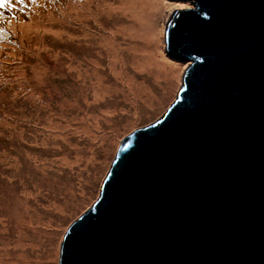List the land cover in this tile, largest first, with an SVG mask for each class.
<instances>
[{"label": "water", "instance_id": "obj_1", "mask_svg": "<svg viewBox=\"0 0 264 264\" xmlns=\"http://www.w3.org/2000/svg\"><path fill=\"white\" fill-rule=\"evenodd\" d=\"M176 100L119 147L59 264H264V0H181Z\"/></svg>", "mask_w": 264, "mask_h": 264}, {"label": "rangeland", "instance_id": "obj_2", "mask_svg": "<svg viewBox=\"0 0 264 264\" xmlns=\"http://www.w3.org/2000/svg\"><path fill=\"white\" fill-rule=\"evenodd\" d=\"M8 3V7H0V249L23 250L35 263L59 264L65 234L99 199L122 140L161 118L176 100L188 62L168 55L166 24L175 9L193 5L190 1L165 0L167 7L151 14L158 29H162V50L170 62L178 64L181 77L163 107L158 102L149 106L147 92H140L139 108L134 114L132 98L124 96L118 86L120 80H114L109 69L116 61L129 73L131 67L118 55L133 57L136 53L140 63L148 42L135 34L140 25L119 9V0ZM66 12L70 18H66ZM29 14L34 15L31 18ZM30 20L40 25L23 33L20 24ZM111 36L116 39L115 45L109 41ZM156 74L152 67L137 69L138 82L145 80L143 85H150L161 95L167 83ZM98 78L112 88L95 101L90 93L93 88H86ZM158 79L162 85L156 82ZM80 86L89 94L82 95ZM116 103L124 104L123 109L118 106L115 110ZM94 104L112 107L107 112L112 121L100 116L102 123L95 127L97 121L90 110ZM128 117L130 123L125 127ZM118 123L121 130L115 127ZM110 138H115L116 146L107 151ZM65 153L70 154V162L62 159ZM97 171L101 172L99 179H95ZM70 184L74 189L69 190ZM53 198L57 203L69 200L80 206L75 211L60 209ZM84 199L86 203L79 202ZM51 238L60 244L56 259L45 257L51 253ZM19 239L26 243L24 247L18 244ZM32 241L38 244L32 246ZM6 257L14 260L15 255Z\"/></svg>", "mask_w": 264, "mask_h": 264}, {"label": "bare ground", "instance_id": "obj_3", "mask_svg": "<svg viewBox=\"0 0 264 264\" xmlns=\"http://www.w3.org/2000/svg\"><path fill=\"white\" fill-rule=\"evenodd\" d=\"M165 0H119V9L122 10L125 14H130L133 18L134 22H138L140 27L139 31L135 34H140V36L146 37V40L148 42V45H145V50H143L142 54V61L139 63L138 57L135 54H133V57L130 55H124L119 54L118 56L122 59L123 64L126 62L130 67V72H126V69L123 65L120 64V67L116 65V61H112L110 64L109 72H112V76L114 77V80H120L118 81V86L121 87V90L124 93L125 97H128L129 99L132 98V105L134 107V114L136 113L137 109L139 108V97L140 92L146 91L147 97H146V103L149 106H154L155 103H159V107H163L168 101L169 98L173 96L174 89L178 85V82L180 81L181 73L179 68L177 67L178 64L174 62H170L166 55L164 54V50H162V45L164 43L163 40V33L162 29H158L157 25L154 23L152 19V15L155 10L161 9L164 10L167 7V4L164 3ZM34 4L38 7V2L35 1ZM34 14H29V16L32 18ZM66 18H70L71 14L69 12L65 13ZM40 22L32 21L29 22L24 21L21 23V31L30 33L33 25H36L37 27L40 25ZM127 24H120L118 26H124ZM4 38H6L5 34H3ZM115 37L111 36V39L109 41L115 45ZM12 46V45H11ZM14 47L12 46V49ZM137 60V61H136ZM119 65V62H118ZM177 65V66H176ZM147 67H152L157 71L156 76L159 78H163L167 83L166 91L160 95L157 94V92L154 90L153 87L143 85V83H146L145 80H140L138 82L139 76H137V69L143 68L147 69ZM34 71H37V68L34 69ZM99 76V74H98ZM104 76H107V74H104ZM116 76L119 77L116 78ZM158 79L156 82H158L160 85H162V81H159ZM89 84V87L86 88L87 90L89 88H93L91 90V96L95 101L101 100L102 97L105 96V93L109 91L110 88H112V85L109 83H105L103 78H98L96 80H92ZM97 83H96V82ZM85 88L83 89L82 86H80V92L83 95L84 93H88ZM76 91V89H75ZM127 91V94H126ZM89 94V93H88ZM99 100V101H100ZM143 105V104H142ZM73 106V105H72ZM120 107L123 109L124 104L122 103H116V108ZM143 110V106H140ZM113 108L110 106H102V104H94L91 106L90 110L96 119L97 123L94 124L95 127L98 126L99 123H102L98 118L104 117L108 121H112V117H109L107 115V112H111ZM133 114V115H134ZM131 117L127 118V122L124 124L125 127L129 126ZM120 123L115 125V127L118 129H122L120 127ZM89 129H92L90 126H88ZM115 138H110L111 144L107 146V151H111L114 149V146H116V142H114ZM64 160L71 161V157L69 153H65L63 158ZM107 165V164H106ZM106 167V166H105ZM102 172V170H101ZM100 171L96 172V178L99 179L98 173H101ZM25 189H28L23 182ZM24 189V190H25ZM74 189L73 184L69 185V190ZM55 205H57L60 209H67L71 208L73 211L80 205H77L75 203H70L69 200H67L66 203L59 202L57 203L56 199H54ZM76 201H78V198H76ZM80 203H86L87 199L79 201ZM48 214H51L48 212ZM63 218V217H62ZM19 228V227H18ZM23 230H20V234ZM50 241V240H49ZM18 244L22 247L25 246L26 243L23 242V240H18ZM32 246H35L38 244L37 241H32L30 243ZM51 253L47 254L45 257H53L54 259L58 258L59 254V242H55L53 238H51ZM9 255H15L14 260H10L6 256ZM44 258V257H43ZM0 264H50L48 262H41V263H35L31 259V255L28 252H25L23 250H18L15 252H10L6 249H0ZM52 264H57V262H53Z\"/></svg>", "mask_w": 264, "mask_h": 264}, {"label": "snow or ice", "instance_id": "obj_4", "mask_svg": "<svg viewBox=\"0 0 264 264\" xmlns=\"http://www.w3.org/2000/svg\"><path fill=\"white\" fill-rule=\"evenodd\" d=\"M9 6V3H8V0H4V3L3 4H0V7H8ZM3 30L0 29V32H2Z\"/></svg>", "mask_w": 264, "mask_h": 264}]
</instances>
